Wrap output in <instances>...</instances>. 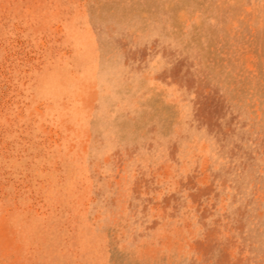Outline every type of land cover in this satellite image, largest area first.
<instances>
[{
  "label": "rangeland",
  "instance_id": "374dc122",
  "mask_svg": "<svg viewBox=\"0 0 264 264\" xmlns=\"http://www.w3.org/2000/svg\"><path fill=\"white\" fill-rule=\"evenodd\" d=\"M0 264H264V0H0Z\"/></svg>",
  "mask_w": 264,
  "mask_h": 264
}]
</instances>
